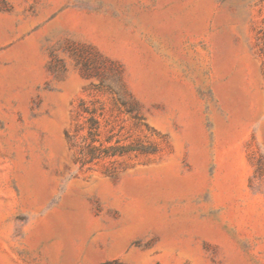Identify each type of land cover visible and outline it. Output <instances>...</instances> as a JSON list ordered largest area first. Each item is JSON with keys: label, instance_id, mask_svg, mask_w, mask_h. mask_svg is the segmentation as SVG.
Listing matches in <instances>:
<instances>
[{"label": "rangeland", "instance_id": "obj_1", "mask_svg": "<svg viewBox=\"0 0 264 264\" xmlns=\"http://www.w3.org/2000/svg\"><path fill=\"white\" fill-rule=\"evenodd\" d=\"M0 264H264V0H0Z\"/></svg>", "mask_w": 264, "mask_h": 264}, {"label": "trees", "instance_id": "obj_2", "mask_svg": "<svg viewBox=\"0 0 264 264\" xmlns=\"http://www.w3.org/2000/svg\"><path fill=\"white\" fill-rule=\"evenodd\" d=\"M91 128H92V126L94 125V122L91 120ZM89 134H90V137H92V136H94V131L91 129L90 131H89ZM115 153V152H114ZM87 155H88V157H89V159H92V158H95V157H97V155H96V153H95V151L94 150H89V152L87 153Z\"/></svg>", "mask_w": 264, "mask_h": 264}]
</instances>
